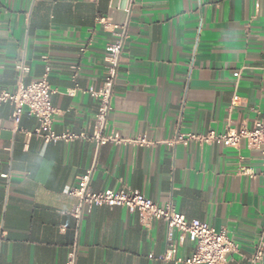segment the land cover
<instances>
[{
	"label": "crops",
	"instance_id": "1",
	"mask_svg": "<svg viewBox=\"0 0 264 264\" xmlns=\"http://www.w3.org/2000/svg\"><path fill=\"white\" fill-rule=\"evenodd\" d=\"M125 7L124 0H0V89H15L16 66L28 69L27 84L48 65L53 131L90 136L97 102L84 91L100 86L106 45L116 39L96 22L105 17L126 35L107 131L155 143H44L30 135L33 117L14 125L11 106L0 105V264H65L74 242L77 264H163V222L144 228L123 207L71 216L76 199L65 191L92 167L94 192L127 187L224 229L237 247L224 264H250L264 245L259 153L244 142L238 149L166 145L177 131L221 134L264 118V0H134ZM193 249L185 240L177 256Z\"/></svg>",
	"mask_w": 264,
	"mask_h": 264
},
{
	"label": "built area",
	"instance_id": "2",
	"mask_svg": "<svg viewBox=\"0 0 264 264\" xmlns=\"http://www.w3.org/2000/svg\"><path fill=\"white\" fill-rule=\"evenodd\" d=\"M134 0H124L125 10L129 11ZM96 22L103 26L106 31L112 32L115 41L106 45L104 57L105 74L99 87H88L84 92L97 102V109L94 114L93 130L90 136L65 132L56 134L52 129L53 118L58 112L50 104V95L56 93L48 82L50 67L46 65L43 76L29 83L23 82L22 74L28 69L22 65L16 66L20 75L18 76L16 87L13 91L0 89V105L8 104L12 108L11 120L14 125L20 123L24 115L33 117L37 125L30 133L40 138L44 143L51 142H73L86 139L96 146L106 144L125 145L133 142L138 147H150L155 143L145 137H137L129 141L122 139L111 129L107 131L113 111L112 100L114 88L118 79L120 56L123 51L125 30L114 33L116 25L105 17H99ZM80 51H83L81 49ZM75 78L78 68L73 67ZM75 90L68 91L71 95ZM236 102L237 97H234ZM195 143L198 146L220 143L224 147L238 149L242 142L247 147L259 153L264 168V118L256 120L251 128L245 126L238 128H228L224 133L217 134L214 131L202 133H180L176 132L174 137L166 141V145L173 147L177 144L187 145ZM94 169H88L78 178L76 186L68 188L67 195L76 199V205L71 211V216L79 221L83 215V209L89 211L93 207H123L128 213L136 214L141 226L148 228L153 221H161L166 226L165 251L160 257L163 264H224L225 257L237 250L236 245L229 239L224 229L216 231L207 223L194 220H187L175 211L171 202L164 207L146 198L137 190L122 187L118 190H103L94 192L90 183ZM6 178V175L2 176ZM177 233V237L174 235ZM188 240L194 245L192 254L187 258L177 256L178 248ZM264 246V245H263ZM263 247L248 259L250 264H261ZM78 245L74 242L66 254L65 264H77Z\"/></svg>",
	"mask_w": 264,
	"mask_h": 264
},
{
	"label": "water",
	"instance_id": "3",
	"mask_svg": "<svg viewBox=\"0 0 264 264\" xmlns=\"http://www.w3.org/2000/svg\"><path fill=\"white\" fill-rule=\"evenodd\" d=\"M261 264H264V246H263V253H262V260H261Z\"/></svg>",
	"mask_w": 264,
	"mask_h": 264
}]
</instances>
